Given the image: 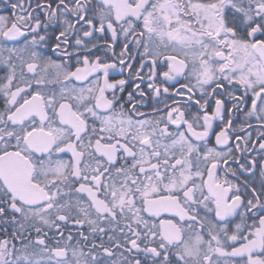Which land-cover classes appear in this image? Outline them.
I'll return each instance as SVG.
<instances>
[{"label": "snow or ice", "instance_id": "6c2138e0", "mask_svg": "<svg viewBox=\"0 0 264 264\" xmlns=\"http://www.w3.org/2000/svg\"><path fill=\"white\" fill-rule=\"evenodd\" d=\"M4 3L0 264H264V0Z\"/></svg>", "mask_w": 264, "mask_h": 264}, {"label": "flooded vegetation", "instance_id": "af4514ba", "mask_svg": "<svg viewBox=\"0 0 264 264\" xmlns=\"http://www.w3.org/2000/svg\"><path fill=\"white\" fill-rule=\"evenodd\" d=\"M10 11H11L10 8H8V7L5 5L4 0H0V15H9V14H10ZM53 58L55 59L56 57H53ZM138 61H139V57L137 56V60H136V63H137V64H138ZM147 71H148V69L145 68V69H144V72L147 73ZM119 79H128V72L125 71V73H124L123 75H120L118 72H116V73H110V75H109V80H110V81L119 80ZM137 82H138V81H137L135 78H133V79H131V80H128V84L125 85V90H124V92H123V93H119V92H118L117 94H118V95H122V96H124L125 99H126V98H127V93L130 92V91H133L134 86H135V83H137ZM181 82L183 83L184 81L182 80ZM171 84H173V82H169V85H171ZM175 87L178 88L179 85L177 84V85H175ZM141 88L146 89V83H145V84H141ZM170 90H171V89H170ZM242 91H243V90L240 89V90L237 92V95H239L240 92H242ZM136 99L139 100V96H138V95H137ZM146 99H147L146 106L142 107L140 110L143 111V112H145L146 114H149L150 116L152 115V108H153V107H158V108H160V109L162 110L160 113L156 114L157 117H158L159 115H164V114L166 113V111H167V110L164 108L165 103H168V104H171V103H172V101L166 99L164 95H161V97L159 98V100H156V99H153V98H146ZM185 99H186V98H185ZM2 105H3V100L0 99V107H2ZM211 107L214 108V102L211 104ZM196 110H197V109H196V106H195V105H193V107L190 109V111H191L192 113H195ZM244 110L246 111L247 109L245 108ZM242 119H243V115H242V113H236V114H234V125H235V127L239 128ZM219 123H220V122L217 121V122H216V125H219ZM252 123H253V129H247V128H246V130L243 131V132H239V133H230V135L233 136V139L230 141V143L235 144V143L238 142V141H236L235 138H234V136H235L236 134H239V135H241V136L243 137V136H246L247 131H252L253 136H255V135H256V124H255V121H252ZM216 130L219 131V127H216ZM214 140H215V137L213 136V137H212V142H213V143H214ZM253 155H257V154H256V153H248V154H247V157H246L245 159H250L251 156H253ZM69 157H70V154L67 155V156H65L64 158H65V159H68ZM242 162H244V161H242ZM231 167H232L233 169H235V168L238 167V165H236V164H232ZM220 175H221V177H223V172H221ZM245 177H248L250 180L254 181V182L256 183V186L259 187L260 178H259V172H258V171L256 172L255 176H251L250 174L245 173L244 175H242V176L240 177V181L242 182V181L245 179ZM228 179H233V177H231V176L229 175V176H228ZM69 229L75 230V229H74V226H72V225H69ZM66 234H67V233H66ZM0 236L3 237L4 234H3L2 232H0ZM234 260H239V258H234Z\"/></svg>", "mask_w": 264, "mask_h": 264}, {"label": "trees", "instance_id": "16d2710c", "mask_svg": "<svg viewBox=\"0 0 264 264\" xmlns=\"http://www.w3.org/2000/svg\"><path fill=\"white\" fill-rule=\"evenodd\" d=\"M4 238H9L10 239V237H5V236H0V239H4Z\"/></svg>", "mask_w": 264, "mask_h": 264}]
</instances>
